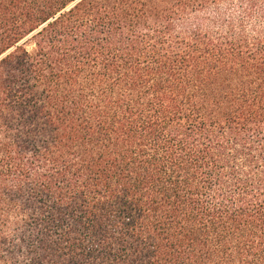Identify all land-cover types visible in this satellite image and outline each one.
<instances>
[{
	"label": "trees",
	"instance_id": "1",
	"mask_svg": "<svg viewBox=\"0 0 264 264\" xmlns=\"http://www.w3.org/2000/svg\"><path fill=\"white\" fill-rule=\"evenodd\" d=\"M0 264H264V0H0Z\"/></svg>",
	"mask_w": 264,
	"mask_h": 264
}]
</instances>
